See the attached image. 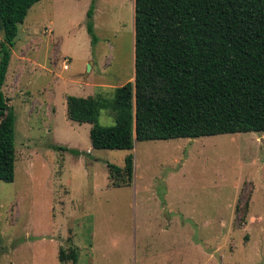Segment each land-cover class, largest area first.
<instances>
[{
	"label": "rangeland",
	"instance_id": "1",
	"mask_svg": "<svg viewBox=\"0 0 264 264\" xmlns=\"http://www.w3.org/2000/svg\"><path fill=\"white\" fill-rule=\"evenodd\" d=\"M134 77V0L29 11L4 86L17 161L14 182L0 181V264H65L70 245L78 264H264V132L96 150L92 126L68 119L67 97H111ZM99 123L116 122L101 110ZM129 154L133 184L114 187L109 165Z\"/></svg>",
	"mask_w": 264,
	"mask_h": 264
},
{
	"label": "trees",
	"instance_id": "2",
	"mask_svg": "<svg viewBox=\"0 0 264 264\" xmlns=\"http://www.w3.org/2000/svg\"><path fill=\"white\" fill-rule=\"evenodd\" d=\"M41 0H0V181L15 180L16 115L4 86L20 26ZM88 11L92 44L98 38ZM134 82L111 97H67L70 121L90 124L96 150L138 142L264 132V0H134ZM108 110L115 125L99 123ZM57 150L80 156L76 149ZM135 159L109 165L114 187L134 181ZM59 260L78 264L79 249Z\"/></svg>",
	"mask_w": 264,
	"mask_h": 264
},
{
	"label": "built area",
	"instance_id": "3",
	"mask_svg": "<svg viewBox=\"0 0 264 264\" xmlns=\"http://www.w3.org/2000/svg\"><path fill=\"white\" fill-rule=\"evenodd\" d=\"M64 68H65V69H68V66L66 65Z\"/></svg>",
	"mask_w": 264,
	"mask_h": 264
},
{
	"label": "water",
	"instance_id": "4",
	"mask_svg": "<svg viewBox=\"0 0 264 264\" xmlns=\"http://www.w3.org/2000/svg\"><path fill=\"white\" fill-rule=\"evenodd\" d=\"M0 61H1V59H0Z\"/></svg>",
	"mask_w": 264,
	"mask_h": 264
}]
</instances>
